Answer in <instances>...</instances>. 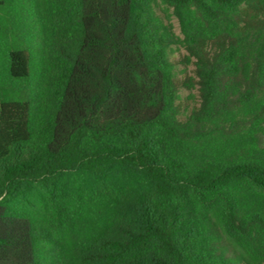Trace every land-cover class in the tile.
Returning a JSON list of instances; mask_svg holds the SVG:
<instances>
[{"label": "trees", "instance_id": "16d2710c", "mask_svg": "<svg viewBox=\"0 0 264 264\" xmlns=\"http://www.w3.org/2000/svg\"><path fill=\"white\" fill-rule=\"evenodd\" d=\"M38 5L48 47L8 76L42 92L0 95V264H264V149L214 148L264 94V0Z\"/></svg>", "mask_w": 264, "mask_h": 264}, {"label": "rangeland", "instance_id": "374dc122", "mask_svg": "<svg viewBox=\"0 0 264 264\" xmlns=\"http://www.w3.org/2000/svg\"><path fill=\"white\" fill-rule=\"evenodd\" d=\"M0 22L3 32L0 36V95L2 97H27L41 91V86L33 78L30 81L20 82L10 80L8 76V51L15 47H26L32 51L34 65L39 67L44 50L47 49V26H42L44 12L38 5V0H0ZM41 20V25H38ZM171 23L176 34L180 29L175 18ZM174 58L179 60L185 54L180 47H174ZM193 66H178L176 75L191 72ZM180 98L190 109L198 103V92L183 90ZM264 105V94L253 101L245 103L240 108L229 113L226 117L228 131L223 133L214 145L217 153L241 158L260 153L264 149V118L251 124L248 121ZM40 110V107H39Z\"/></svg>", "mask_w": 264, "mask_h": 264}]
</instances>
